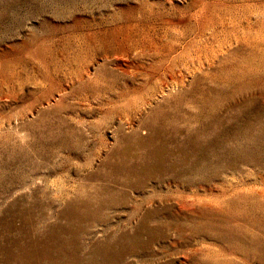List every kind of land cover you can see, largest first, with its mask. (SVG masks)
Here are the masks:
<instances>
[{
  "label": "rangeland",
  "instance_id": "rangeland-1",
  "mask_svg": "<svg viewBox=\"0 0 264 264\" xmlns=\"http://www.w3.org/2000/svg\"><path fill=\"white\" fill-rule=\"evenodd\" d=\"M0 264H264V0H0Z\"/></svg>",
  "mask_w": 264,
  "mask_h": 264
}]
</instances>
